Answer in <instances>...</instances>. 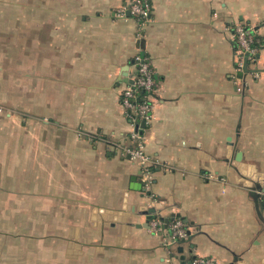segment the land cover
Masks as SVG:
<instances>
[{
	"label": "crops",
	"instance_id": "1",
	"mask_svg": "<svg viewBox=\"0 0 264 264\" xmlns=\"http://www.w3.org/2000/svg\"><path fill=\"white\" fill-rule=\"evenodd\" d=\"M132 1L28 0L27 27L8 34L1 19L0 264H264V0H145L140 41L117 17ZM235 22L260 41L241 91ZM138 51L155 80L140 133L160 166L157 215L184 220L183 244L134 226L152 205L114 146L132 145L121 95ZM248 181L263 183L258 201Z\"/></svg>",
	"mask_w": 264,
	"mask_h": 264
},
{
	"label": "built area",
	"instance_id": "2",
	"mask_svg": "<svg viewBox=\"0 0 264 264\" xmlns=\"http://www.w3.org/2000/svg\"><path fill=\"white\" fill-rule=\"evenodd\" d=\"M127 13L139 24L137 38H143V29L151 18V5L145 0H134L117 12L119 19H125ZM231 39L236 46L235 63L233 69V82L237 86V91L243 89L245 83L246 62L247 69L256 62L260 41L253 28L246 27L242 22H235L231 28ZM135 75L132 83L127 85L121 95L123 110L128 114L131 125L134 127L129 139L131 146L114 143L117 150L121 151L124 157L136 163L140 168V177L143 185L145 197L152 206L158 203L154 193L153 184L155 171L160 168L159 162L146 152V145L140 133L141 125H150L154 120L153 96L155 92L154 73L149 60L138 51L134 58ZM259 75H256L258 77ZM160 216V215H159ZM157 217L150 223L151 231L158 233L163 230L169 231V243L172 245L183 244L189 239L187 226L179 217H175L168 226L163 217ZM191 264H218L212 258L194 257Z\"/></svg>",
	"mask_w": 264,
	"mask_h": 264
},
{
	"label": "rangeland",
	"instance_id": "3",
	"mask_svg": "<svg viewBox=\"0 0 264 264\" xmlns=\"http://www.w3.org/2000/svg\"><path fill=\"white\" fill-rule=\"evenodd\" d=\"M4 2L6 9L2 17L0 16V22L1 19L4 18L5 25L1 26V28L6 30V33L8 34L13 32L14 29L19 28V26H22V28L27 27L26 24H28L29 18L28 0H4ZM13 2L22 3V5L21 7H19L17 4L16 6L11 5ZM14 19L16 21V25L14 24ZM19 19H21V21H19ZM0 112H2V110Z\"/></svg>",
	"mask_w": 264,
	"mask_h": 264
},
{
	"label": "water",
	"instance_id": "4",
	"mask_svg": "<svg viewBox=\"0 0 264 264\" xmlns=\"http://www.w3.org/2000/svg\"><path fill=\"white\" fill-rule=\"evenodd\" d=\"M245 71L248 72L247 62H246ZM258 177H260V176L258 175ZM253 181H248L246 183V185H247V187L251 188V195L253 196L254 199H256V201H258L260 196H262L260 194V186L263 183L255 184V183H253ZM256 207L258 209V202L256 204ZM161 209H162V205L156 204L155 206H152L150 208H148V206H147L146 209H144V210H139V211L134 210V212H133L134 215L146 217V223L144 225H134V226L136 228H148L151 221H153L154 219H156L159 216L157 214H158V211H160ZM122 222H126V220L122 221ZM166 222H168V220H166ZM79 248H80L79 245H77L76 243H71L70 244V251H69L70 257H75L78 254L77 252H78ZM179 251L182 252V249H179ZM188 264H191V262H189Z\"/></svg>",
	"mask_w": 264,
	"mask_h": 264
},
{
	"label": "trees",
	"instance_id": "5",
	"mask_svg": "<svg viewBox=\"0 0 264 264\" xmlns=\"http://www.w3.org/2000/svg\"><path fill=\"white\" fill-rule=\"evenodd\" d=\"M173 220V219H172ZM172 220H170L169 222H168V224H170L171 223V221ZM181 220L184 222V220L181 218ZM168 224H166L167 226H168ZM184 224H185V222H184ZM186 225V224H185ZM187 226V225H186Z\"/></svg>",
	"mask_w": 264,
	"mask_h": 264
}]
</instances>
